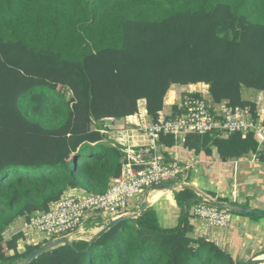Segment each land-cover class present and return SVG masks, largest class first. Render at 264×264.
Listing matches in <instances>:
<instances>
[{"label":"trees","instance_id":"16d2710c","mask_svg":"<svg viewBox=\"0 0 264 264\" xmlns=\"http://www.w3.org/2000/svg\"><path fill=\"white\" fill-rule=\"evenodd\" d=\"M198 84L210 86L216 103L257 109L242 91L264 94V0H0V264H15L50 241L30 244L24 230L8 236L19 219L28 224L50 212L70 190L105 194L121 177L124 154L99 132L105 119L134 116L146 100L157 122L175 86ZM160 143L167 150L177 144L173 135ZM185 150L237 161L257 153L258 143L252 133L190 134ZM175 197L181 210L175 228L161 226L149 208L137 221L30 264L251 261L194 237L198 195L186 188ZM96 221L88 229L105 226Z\"/></svg>","mask_w":264,"mask_h":264},{"label":"built area","instance_id":"2783aa9c","mask_svg":"<svg viewBox=\"0 0 264 264\" xmlns=\"http://www.w3.org/2000/svg\"><path fill=\"white\" fill-rule=\"evenodd\" d=\"M172 90L165 105H168L173 92L172 104L178 107L181 114L168 116L162 111L159 120L151 122L147 101L140 100L138 112L134 116L122 120L107 118L103 121L99 132L108 136L112 145L124 154L121 177L115 179L110 189L102 195L84 193L79 197L76 195L78 190L68 191L59 202L52 205L50 212L38 213L30 223L25 224L24 231L29 239L34 234L43 236L44 240L70 236L78 241L82 239L80 236L93 230L88 229V222L102 216L106 224L110 220L108 216L115 219L127 214L129 200L135 196L175 182L186 185L191 166L182 164L180 160L167 161L166 148L160 143L162 135H173L177 144H185L190 134H212L228 139L235 133H252L258 143V151L249 160L264 166L262 99L256 101L257 109L254 110L250 106L233 107L229 102L216 103L211 98L210 86L207 84L182 87L180 95ZM193 217L219 230L228 228L233 220L231 212L202 203L195 206ZM29 243L32 244L30 240Z\"/></svg>","mask_w":264,"mask_h":264},{"label":"crops","instance_id":"0c3cea01","mask_svg":"<svg viewBox=\"0 0 264 264\" xmlns=\"http://www.w3.org/2000/svg\"><path fill=\"white\" fill-rule=\"evenodd\" d=\"M172 101L173 95L171 96V101H168V105L165 106L163 110L168 116L172 115L177 107L172 104ZM165 157L167 161H170V159L180 160L182 164L190 165L191 169L189 175L192 174L194 169L196 170L195 174L197 175V179L191 182L190 176L186 185H176L178 187V192L190 188L193 189L197 195H205L214 199L226 200L231 203L233 202L244 207L264 210V166L262 164L252 163L249 160L250 158H243L237 161H221L218 157L213 160L206 159L204 153L201 155L188 153V151L185 150V144L180 143L176 144L175 148L172 150L166 149ZM202 179L206 180L209 184H217V191L208 190L209 188L204 189ZM175 192L156 191L153 192L151 196L152 206L150 208L155 210L161 219L170 215L168 220L162 222L165 228H175L178 226V217L176 215L178 214L179 207L176 201ZM211 192H215L216 197H213ZM170 211L172 214H168ZM174 218H176V222H174ZM244 219H246V221H244ZM262 219L264 218L262 217ZM262 219L256 220L253 218L251 220L250 218L242 217L243 223L241 224V230H237L231 236L230 233L227 232L228 228L223 230L214 229L205 225L203 222L199 223L198 219L193 217V223L196 228L194 237H204L223 247V236H229L233 238V241H231L232 238L231 240L227 239L228 243L231 241V244L233 243L235 245H233V249L237 247V254L235 251V253H231L232 255H237L242 261L264 258V220ZM23 221L24 220L22 219L21 222H17L11 227L7 231V235L12 236L18 233L19 231L14 233L15 226H21V224L25 223ZM91 222L96 223L99 221L93 220ZM97 224L98 223H96V226H99ZM169 224H171V226H169ZM96 230V232L88 231L86 238L80 240H92L100 228H96ZM240 233H246V239L245 237L240 238ZM40 238L39 241L44 240L43 236ZM243 249H245V252L247 251V253L244 254L246 255V258L240 257V250ZM227 251L230 252L229 250Z\"/></svg>","mask_w":264,"mask_h":264},{"label":"water","instance_id":"95a60500","mask_svg":"<svg viewBox=\"0 0 264 264\" xmlns=\"http://www.w3.org/2000/svg\"><path fill=\"white\" fill-rule=\"evenodd\" d=\"M174 93H171V96ZM170 96V98H171ZM163 192V191H170V192H178V187L175 184H168L164 185L161 187H158L156 189L150 190L147 195L145 201L142 203L141 207L138 210L128 212L127 214L115 218V219H110L106 225L103 228H100V230L95 234L94 240L98 239L104 232L109 230L110 228L114 227L115 225L124 222V221H130V220H135L137 221L140 216L146 212L151 206H152V193L153 192ZM196 202L202 203L208 206L216 207L219 209H225L231 213H237V214H251V215H256L264 218V210H259L251 207H244L235 203L231 202H224V201H219L218 199H214L205 195H198V198L196 199ZM187 207L188 203L184 205V212H183V217L187 214ZM64 245H69L74 247V240L70 236H64L62 238H57L54 240H51L45 244H43L40 248L35 250L31 255L19 260L15 264H30L40 256L57 249L61 246ZM248 264H264V258H258V259H253L251 260Z\"/></svg>","mask_w":264,"mask_h":264},{"label":"rangeland","instance_id":"374dc122","mask_svg":"<svg viewBox=\"0 0 264 264\" xmlns=\"http://www.w3.org/2000/svg\"><path fill=\"white\" fill-rule=\"evenodd\" d=\"M181 90H182V87H175V88H173V90L172 91H174V92H176L178 95H180V93H181ZM36 91H46V92H48L49 91V89L48 88H38V89H36ZM65 93L67 94V98L68 99H71L72 98V95L68 92V91H65ZM242 94H243V98L245 99V100H249V101H252V102H259L260 101V99H262V102L264 103V94H262V95H260V93H257L255 90H253V89H247V88H244L243 89V91H242ZM169 100V99H168ZM171 100V99H170ZM169 100V101H170ZM119 124H121V123H119ZM112 136H114L113 134H112ZM11 170H14V169H11ZM18 172H20V173H25V174H31V175H39L40 173H42L43 172V169H38V168H35V169H30V168H19V169H16ZM196 173V170L194 169L193 171H192V174L191 175H189V177H190V180H191V182H193L194 180H196L197 179V175L195 174ZM200 182H201V180H200ZM202 183H204L203 185V187H204V189H207V188H209L208 190H211V191H217V184H209V183H207V181L206 180H203L202 179ZM175 185H181L182 183H177V182H175L174 183ZM207 186V187H206ZM151 190V189H150ZM150 190H147V192L144 194V195H137V196H135L134 198H132V199H130L129 200V209H128V211L129 212H132V211H135V210H138L140 207H141V205H142V202L143 201H145V199H146V195H147V193L150 191ZM210 192V191H209ZM209 194V193H208ZM76 195L77 196H83L84 195V192L83 191H77V193H76ZM233 203V202H232ZM194 208L195 207H193L192 208V210H191V214L193 215V211H194ZM181 210H180V208H179V211H178V214L176 215L177 217H178V224H179V221H180V217H181ZM165 214V213H164ZM168 214H172V212L170 211ZM101 216V215H100ZM175 217V216H174ZM107 218H109V219H111V217L110 216H108ZM160 218V217H159ZM170 218V215H167V216H165L163 219H161L160 218V224H161V226H163V224H162V222H165L166 220H168ZM244 218H250L251 220L253 219L251 216H247V217H244ZM99 219H104V222L106 221V219H105V217H100ZM254 219H256V218H254ZM260 219H262V218H259V220ZM174 220V222H176V218H174L173 219ZM262 220H264V219H262ZM22 221V219H19V221L18 222H21ZM244 221H246V219H244ZM23 222H25V221H23ZM199 223H201L200 221H198ZM26 223V222H25ZM25 223L24 224H21V226L20 225H18V226H15V231H14V233H16V232H20V231H23V230H25ZM204 223V222H203ZM243 223V220H242V216H236V215H233V220H232V222H231V224H230V226L228 227V229H227V232L228 233H230V235L232 236V234L234 233V232H236L237 230H241V224ZM205 224V223H204ZM206 225V224H205ZM204 225V226H205ZM86 226V225H85ZM169 226H171V224H169ZM164 227V226H163ZM92 232L93 231H97L96 229H93V230H91ZM40 237H42L41 235L40 236H37V235H31L30 236V241H31V243L33 244V243H35L36 244V242H38L39 241V238ZM81 238H83V239H85L86 238V235H83V236H80ZM239 237L240 238H242V237H245V239H246V233H240V235H239ZM231 238L232 237H229V236H223V242H224V248L225 249H227V250H229L230 251V253H235V251H236V254H237V247L235 248V249H233L232 247H233V243L231 244V241H233V238H232V240H231ZM41 239V238H40ZM227 239H229V240H231L230 241V243H228V240ZM34 240V241H33ZM48 240H51V239H49L48 238ZM42 241L43 240H41L40 242L42 243ZM225 242H226V244H225ZM235 246V245H234ZM238 248H239V246H238ZM240 252H241V254H240V257H245L246 258V255H244V254H246L247 253V251L245 252V249H243V250H240ZM235 255V254H234ZM243 259V258H242Z\"/></svg>","mask_w":264,"mask_h":264},{"label":"clouds","instance_id":"9594fccd","mask_svg":"<svg viewBox=\"0 0 264 264\" xmlns=\"http://www.w3.org/2000/svg\"><path fill=\"white\" fill-rule=\"evenodd\" d=\"M106 225V224H105Z\"/></svg>","mask_w":264,"mask_h":264}]
</instances>
